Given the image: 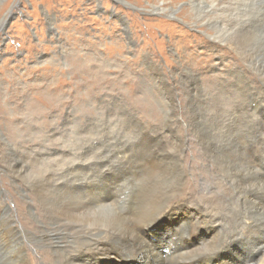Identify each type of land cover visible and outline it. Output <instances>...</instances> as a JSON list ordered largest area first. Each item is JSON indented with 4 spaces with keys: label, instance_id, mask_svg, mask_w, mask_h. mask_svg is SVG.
<instances>
[{
    "label": "bare ground",
    "instance_id": "bare-ground-1",
    "mask_svg": "<svg viewBox=\"0 0 264 264\" xmlns=\"http://www.w3.org/2000/svg\"><path fill=\"white\" fill-rule=\"evenodd\" d=\"M246 1L247 49L242 50L238 39L224 40V46L239 56L248 76L237 66L215 83L202 76L200 80L197 72L179 75L185 104L176 111V120L127 122L124 137L118 138L111 125L78 114L71 103L66 106L58 79L46 88L25 84L22 89H8L6 97L0 91V101L5 99L0 110L4 106L11 111V99L20 93L25 97L23 115L28 120L11 116L9 124L15 129L0 131V172L30 209L39 211L41 235L33 241L39 247L49 242L48 264H108L113 256L143 264L152 260L155 264H264V0ZM236 2L201 0V5L189 9L195 13L201 7V14L222 15L232 12ZM176 9L166 0L145 8L163 13ZM224 23L221 17L208 16L205 21L209 37L219 39L216 49L223 45L219 27ZM52 65L54 60L47 61L41 69ZM43 77L46 74L37 78ZM167 87L175 100L177 94L169 83ZM45 114L55 117L52 127H46ZM77 139H87L89 145L82 158L75 155ZM147 143L152 145L146 149ZM184 146L194 147L231 184L228 195L210 201L189 195L191 172L184 165ZM164 160L169 162L157 167ZM5 192L0 188V199ZM226 203L235 204L238 213L217 246L209 240L226 218L219 212ZM4 207L0 206V264H30L21 231L12 216L2 213ZM163 218L170 220L164 235L151 239L152 234L158 237L153 227ZM239 241L247 243L246 253L228 259L226 254Z\"/></svg>",
    "mask_w": 264,
    "mask_h": 264
},
{
    "label": "rangeland",
    "instance_id": "rangeland-1",
    "mask_svg": "<svg viewBox=\"0 0 264 264\" xmlns=\"http://www.w3.org/2000/svg\"><path fill=\"white\" fill-rule=\"evenodd\" d=\"M125 1L132 5L120 0H0V22L5 19L0 29V91L3 96L6 97L8 89H22L25 84L30 88L36 84L37 89H41L58 79L61 85L58 92L66 94L61 97L66 106L71 103L78 114L84 112L93 121H104L107 126L111 125L118 138H123L127 122L159 124L178 118L176 111L185 104L179 75L197 72L200 80L202 76L207 82L215 83L233 66L247 73L239 56L224 46V40L238 39L242 50L247 49L245 27L249 8L246 0H237L235 9L222 15L201 14V7L195 13L190 12L189 7L201 5V0H166L169 6L177 8V12L170 13L145 10L150 3L159 0ZM208 16L221 17L225 21L224 27H219L223 45L217 49L219 39L209 37L205 29ZM51 60L55 67L48 66L42 71L43 65ZM158 71L161 74L156 73ZM25 72L29 75L23 78ZM42 74L47 77L37 78ZM168 83L177 94L175 100L168 94ZM23 97L20 93L9 101L13 110H6L4 106L0 110L2 133L15 129L9 124L11 116L23 122L28 120V116L23 115ZM43 119L46 127L54 125L52 115L45 114ZM130 129L134 131L133 127ZM74 144L76 157L82 158L89 152L87 139H77ZM151 145L147 143L145 148ZM183 161L191 172L189 195L210 201L231 192V184L214 172L194 147L184 146ZM168 162L161 161L157 167ZM0 188L6 189V196L0 199V206H5L2 213L6 211L7 217L12 216L15 227L21 231L30 264L51 263V258L45 254L49 242L39 247L33 241L41 235L39 211L30 209L24 198L8 184L3 171L0 172ZM126 199L129 206L130 200ZM219 212L226 218L209 240L217 246L229 234L230 219L238 209L235 204L226 203ZM169 224V218H163L153 227L158 237L152 234L150 238L159 239ZM247 249V243L239 241L226 256L237 259L238 254L243 256ZM113 257L107 259L108 264H143V261L122 262Z\"/></svg>",
    "mask_w": 264,
    "mask_h": 264
}]
</instances>
